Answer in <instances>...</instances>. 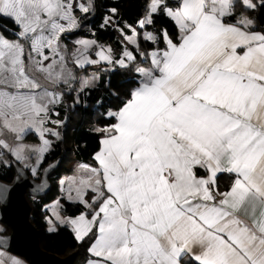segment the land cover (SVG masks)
Segmentation results:
<instances>
[{
	"label": "snow or ice",
	"instance_id": "snow-or-ice-1",
	"mask_svg": "<svg viewBox=\"0 0 264 264\" xmlns=\"http://www.w3.org/2000/svg\"><path fill=\"white\" fill-rule=\"evenodd\" d=\"M175 4L148 0L137 21L145 29L163 13L177 28L175 40L167 28L141 34L125 23L129 36L118 10L110 9L101 27L115 26L135 45L117 59L95 40H76L71 53L61 43L81 26L75 12L89 13L93 0H0V16L19 27L15 40L0 32V134L6 129L22 141L33 131L41 141L13 147L0 139V149L36 175L53 146L47 135L61 138L47 125H63L50 113L59 116L53 109L64 93L43 87L25 58L51 84L69 90L77 80L69 57L81 69L106 63L132 70L138 86L118 110L108 111L116 122L96 129L103 134L93 157L98 166L81 165L90 173L76 188L85 211L56 220L69 224L78 242L92 240L87 264H264V31L256 30L258 18L237 15L238 5L259 12L264 0ZM141 35L165 46L140 51ZM96 79L80 78L79 92ZM26 151L35 153V164L26 163ZM3 155L0 162L10 166ZM221 173L235 177L226 191L217 185ZM4 256L0 252V264ZM11 264L22 262L11 258Z\"/></svg>",
	"mask_w": 264,
	"mask_h": 264
},
{
	"label": "trees",
	"instance_id": "trees-1",
	"mask_svg": "<svg viewBox=\"0 0 264 264\" xmlns=\"http://www.w3.org/2000/svg\"><path fill=\"white\" fill-rule=\"evenodd\" d=\"M94 8L87 14L76 11L79 19L85 23V26L68 33L69 35L84 34L95 38L101 42H107L111 46L115 57H119V53L123 47H127L129 50L135 51V45L130 42L124 41L119 31L115 26L109 25L101 27L104 23L106 16L112 15L110 9L116 8L118 15L116 19L119 21V26H122L126 32L130 30L124 27L125 23L133 25L137 28V31L142 34V29L137 25V21L142 18L145 13V6L148 0H93ZM169 6H176L175 0H169ZM241 12L249 18H258L259 24L258 30L264 31V9H260L259 12L245 11L240 5L237 6V15ZM155 24L147 26L152 31L159 33L161 28H167L169 35L175 40L178 36L177 28L174 22L165 17L163 13L154 17ZM229 22H235V17ZM7 29V30H5ZM0 31L5 36L16 37L14 32L19 31V27L14 23L12 19L0 16ZM64 38V35L62 36ZM154 45L151 42L145 41L140 38V51L148 52V48ZM137 60L141 58L137 56ZM105 66H87L84 70L98 71V78L96 82L85 89L83 93L77 92L79 96V103H71L69 99L70 91L75 87L73 83L71 90H63L64 99L66 104L55 106L56 112L59 113L58 118H64L65 125L57 126L61 132L60 139H52L53 146L49 151L43 163L40 165L38 173L33 175L30 168L27 170L31 176L38 178L42 167L56 156L61 157L60 163L48 173V178L51 184L47 191L41 195H34L25 192L26 198L30 203L29 219L31 223L38 229V239L40 246L46 251L52 252L57 256L63 257L69 253L75 252V257L72 264H83L87 260L93 257L88 252L92 240L85 239L83 242H78L75 239L73 231L64 225H57L54 231L47 229L46 220L44 219V204L52 199L55 194L56 184L55 179L62 173L71 170V166L65 165L63 162L66 157L71 154V158L84 162H94V152L99 148L100 138L103 135L96 131L98 128H102L104 125H110L114 122L115 118L107 115L108 111H116L117 108L122 105V102L129 98V93L133 87L137 84L139 76L132 70L123 69L120 67H110L106 63ZM76 66L75 70H80ZM71 105H76L78 114L76 117L70 115ZM72 123L66 122L69 120ZM25 139L37 140L38 136L35 132L29 131L25 136ZM3 153L9 158H13L11 153L3 149ZM10 166H5L0 162V179L3 181H11L15 173V168L9 160ZM197 174H205L204 170H197ZM232 174L221 173L217 177V185L220 190L225 189L233 179ZM90 192V191H89ZM88 192V193H89ZM60 206L59 210L62 214L75 215L82 211H85L84 205L76 200L70 201L64 197H59ZM3 229L0 232H8L9 228L3 224Z\"/></svg>",
	"mask_w": 264,
	"mask_h": 264
},
{
	"label": "water",
	"instance_id": "water-1",
	"mask_svg": "<svg viewBox=\"0 0 264 264\" xmlns=\"http://www.w3.org/2000/svg\"><path fill=\"white\" fill-rule=\"evenodd\" d=\"M60 161L61 157L56 156L34 178L27 167L11 158L15 168L12 180L0 179V222L9 228L8 232H0V247L22 257L27 264H72L75 257V252L60 257L40 246L38 229L29 219L30 203L25 195L26 191L34 195L45 193L51 184L48 173Z\"/></svg>",
	"mask_w": 264,
	"mask_h": 264
},
{
	"label": "rangeland",
	"instance_id": "rangeland-1",
	"mask_svg": "<svg viewBox=\"0 0 264 264\" xmlns=\"http://www.w3.org/2000/svg\"><path fill=\"white\" fill-rule=\"evenodd\" d=\"M76 2H84V3H87V0H76ZM79 11V10H78ZM75 15L78 17L77 15V12H75ZM79 18V17H78ZM80 20V19H79ZM80 24L82 26H85V23H83L81 20H80ZM122 27V26H120ZM125 31V30H124ZM144 31H152L150 29H148L147 27L145 29H142V33ZM1 32V31H0ZM125 33L129 36L132 35L131 31L130 32H126ZM121 34V33H120ZM122 36V39L124 41H127L125 39V36L121 35ZM8 39L10 40H15L17 39V37H9V36H6ZM78 39H87V40H95L99 45H104V46H110L109 43L107 42H101V41H98L96 40L95 38L93 37H90V36H87V35H84V34H78V35H69L68 33L64 35V38L62 37L61 38V43L63 45H65L67 47V50L69 53H71L72 51H74L76 49V47H78L75 43L76 40ZM129 42V41H127ZM21 43H24L25 44V48L27 49L28 48V43L26 41H23L21 40ZM111 47V46H110ZM125 47L122 48V50L120 51L119 53V57H117V59L120 58L121 54H122V51ZM97 49H92V52L94 53ZM92 59H96L95 55L93 54L92 55ZM45 63H48V62H45ZM25 64L27 66V71L37 79V81L43 86V87H46L49 91H57V92H63V90H68V86L67 85H59V86H55L53 84H51L48 80L45 79V76L43 73L39 72L36 70V68L32 65V63L27 59L25 58ZM91 67L94 66V67H97V66H105L103 63H101L100 65H90ZM68 67L71 68L73 70V72L75 73L76 77H77V80L74 82L75 83V87L72 88V90L70 91V94H69V99L71 101V103H74L76 104V100L77 98L79 99V96L77 94V92L79 91V88H80V78H91L92 76H95L98 78V71H91V70H84V69H80V70H75L76 69V65L72 62L71 60V57H69V62H68ZM97 80V79H96ZM95 80V82H96ZM94 82V83H95ZM66 104V101L65 99H63V105ZM113 111V110H112ZM53 112H56V108L54 107L53 109ZM78 114V109L76 107V105H71V111H70V115L71 116H74L76 117ZM66 116H63L62 118H58L56 115L50 113V119L51 120H64ZM69 123H72L69 120H66V122ZM65 125V124H63ZM48 128H53L55 129L56 131H58L61 135V132L58 130L57 128V125L55 124H52V123H49L47 125ZM95 128H98L97 126H94ZM47 138L52 140V139H55L56 137L52 136V135H47ZM0 139H3L5 141H7L9 143V145L15 147L17 143H23L25 145H39L41 143V141L39 140V138H37V140H32V139H25L23 138L22 141H17L16 140V136L14 133L12 132H9L7 131L6 129L2 130V134H0ZM6 150V149H4ZM0 151H3V149H0ZM26 154L30 157V159L28 161H26V163H29V164H35V153L33 152H30V151H26ZM12 155V154H11ZM12 157L15 159V157L12 155ZM67 159L65 160V162H63L64 164L67 163L69 164V161H70V158H71V154H69L67 157ZM3 159L4 160H7L9 162V158L4 154L3 155ZM20 162V161H19ZM23 166L25 164V162H20ZM29 168V167H28ZM74 173L72 174L73 177L76 176V174H78L79 176V179H84V180H87L90 176L88 177H85L83 171L80 169V167L76 168L75 171H73ZM81 173V174H80ZM204 176V175H202ZM56 179H59V176L56 178ZM55 179V180H56ZM59 185H60V179H59ZM58 197V195L56 196ZM51 200V201H50ZM49 201H47L44 205L45 207V210H44V219L47 220V228L50 229V228H53L54 227V224L58 223V221L56 220V215L58 214L60 217H61V213L59 212L58 210V206L60 204V202L57 201V198H54L53 200L50 199ZM58 202V203H57ZM48 204V213L46 212V204ZM83 212V211H82ZM81 213V212H80ZM77 215H79V213H77ZM74 217H76V215H74ZM62 218V217H61ZM51 221V222H50ZM3 229V225L2 223L0 222V230ZM89 252V251H88ZM21 262L25 263L24 259H21Z\"/></svg>",
	"mask_w": 264,
	"mask_h": 264
},
{
	"label": "crops",
	"instance_id": "crops-1",
	"mask_svg": "<svg viewBox=\"0 0 264 264\" xmlns=\"http://www.w3.org/2000/svg\"><path fill=\"white\" fill-rule=\"evenodd\" d=\"M171 7H175V6H171ZM143 17V16H142ZM234 23V22H233ZM149 29V28H148ZM256 30H258V29H256ZM258 31H261V30H258ZM165 45L162 43V42H160L159 44H156V45H152L151 47H149L148 48V52H150V51H152L153 50V48H155V47H160V48H163ZM141 66H147L146 64H143V63H141ZM139 76V75H138ZM139 79H140V77H139ZM138 86V84H136L135 85V87H137ZM135 87H133L132 89H134ZM120 106H122V105H120ZM119 106V107H120ZM118 107V108H119ZM118 108H117V110H118ZM116 122V120H114V122L113 123H115ZM112 123V124H113ZM105 126H107V125H104L103 127H105ZM101 138H102V136H101ZM101 138H100V140H101ZM99 148H100V145H99ZM99 148L94 152V154L97 152V151H99ZM65 162V161H64ZM67 163H65V165H66ZM67 165H69V166H71V170L70 171H68V172H65V173H62L60 176H59V179H60V185H59V179H56L54 182H55V184H56V190H55V194H54V196L52 197V200L54 199V198H57V201L58 202H60V200H59V197H64L65 199H67V200H70V201H73V200H76V201H78V199H77V192H76V188L79 186V182H80V180L81 179H79V176H78V174H76V176H74L73 177V171H75L76 170V168H78V167H80V169L83 171V173H84V175H85V177H88L89 176V172L86 170V169H83L82 167H81V165H89V166H91V167H97L98 165H97V162L94 160V162H92V163H89V162H84V161H80V160H75V159H73V158H70V161H69V164H67ZM81 174V173H80ZM199 175V174H198ZM204 176L206 175V172H205V174H203ZM199 176H202V175H199ZM234 176H233V179H232V181L230 182V184L225 188V189H223V190H220V191H226V190H228L229 189V187H230V185H231V183L233 182V180H234ZM61 181H63V183H61ZM58 195V197H56ZM69 195H71V197H72V199H69ZM91 196H92V193L91 192H89L88 193V195H87V197L86 198H88V199H90L91 198ZM51 201V200H50ZM48 204L49 203H47L46 204V212L48 213ZM61 204V203H60ZM60 204H59V206H60ZM45 205V204H44ZM59 206H58V210H59ZM45 208V207H44ZM59 212H60V210H59ZM61 213V212H60ZM62 214V213H61ZM80 214V213H79ZM76 216H77V214H75ZM61 217L62 218H74V215H68V214H62L61 215ZM48 223H47V220H46V225H47ZM57 225H64V226H67V227H69L71 230H72V227L69 225V224H60L59 222L58 223H56V224H54V228H56V226ZM48 229V228H47ZM49 230V229H48ZM73 231V230H72ZM74 233V232H73ZM0 252H2V253H4L5 254V256H4V260H5V264H11V258H16L17 260H19V261H21V259H23L22 257H20V256H18V255H15V254H13V253H10V252H8V251H6V250H4V249H2L1 247H0ZM90 260V259H89ZM89 260H87L85 263H83V264H87V262L89 261ZM25 261V260H24ZM22 264H27V262L25 261V263H23L22 262Z\"/></svg>",
	"mask_w": 264,
	"mask_h": 264
}]
</instances>
